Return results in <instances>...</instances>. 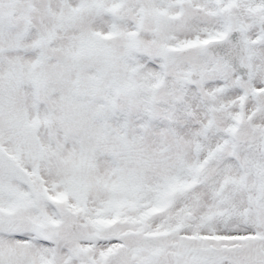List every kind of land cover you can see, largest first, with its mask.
Returning a JSON list of instances; mask_svg holds the SVG:
<instances>
[{
    "label": "snow or ice",
    "instance_id": "obj_1",
    "mask_svg": "<svg viewBox=\"0 0 264 264\" xmlns=\"http://www.w3.org/2000/svg\"><path fill=\"white\" fill-rule=\"evenodd\" d=\"M0 264H264V0H0Z\"/></svg>",
    "mask_w": 264,
    "mask_h": 264
}]
</instances>
